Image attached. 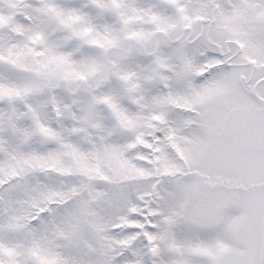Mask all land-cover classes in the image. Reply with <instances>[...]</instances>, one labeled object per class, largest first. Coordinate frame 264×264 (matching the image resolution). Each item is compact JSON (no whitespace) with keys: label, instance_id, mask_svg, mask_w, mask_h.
Masks as SVG:
<instances>
[{"label":"rangeland","instance_id":"1","mask_svg":"<svg viewBox=\"0 0 264 264\" xmlns=\"http://www.w3.org/2000/svg\"><path fill=\"white\" fill-rule=\"evenodd\" d=\"M263 77L264 0H0V264H257Z\"/></svg>","mask_w":264,"mask_h":264},{"label":"water","instance_id":"2","mask_svg":"<svg viewBox=\"0 0 264 264\" xmlns=\"http://www.w3.org/2000/svg\"><path fill=\"white\" fill-rule=\"evenodd\" d=\"M262 82H264V78H262L261 80H259V81L257 82V84L262 83ZM262 102L264 103V101H262ZM258 264H260V263H258Z\"/></svg>","mask_w":264,"mask_h":264}]
</instances>
